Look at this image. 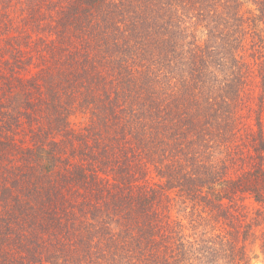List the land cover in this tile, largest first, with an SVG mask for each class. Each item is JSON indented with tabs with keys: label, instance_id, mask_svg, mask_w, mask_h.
<instances>
[{
	"label": "trees",
	"instance_id": "obj_1",
	"mask_svg": "<svg viewBox=\"0 0 264 264\" xmlns=\"http://www.w3.org/2000/svg\"><path fill=\"white\" fill-rule=\"evenodd\" d=\"M1 42L0 264L241 253L237 231L198 228L226 219L237 192L264 203L260 119L249 183L210 150L236 137L248 85L264 111V0H0ZM176 198L198 216L193 237L170 215Z\"/></svg>",
	"mask_w": 264,
	"mask_h": 264
},
{
	"label": "rangeland",
	"instance_id": "obj_2",
	"mask_svg": "<svg viewBox=\"0 0 264 264\" xmlns=\"http://www.w3.org/2000/svg\"><path fill=\"white\" fill-rule=\"evenodd\" d=\"M10 13L16 16L17 14H21V11L15 8L11 9ZM20 24H22V22ZM6 31L7 30H3L2 37L6 35L4 34L7 33ZM3 45L4 42H1L0 48ZM258 91V88L251 89V86L249 87L248 85L244 92L245 94L241 95L240 103H242V105L237 109L238 111L234 120L236 137L233 135L230 138L218 139V143L215 144L216 146L214 145L212 149H210L212 150L211 157H213V159L218 158L221 163H226L227 175L231 178H240L238 179L239 184L243 182L249 183V171L253 162L250 158L253 153L251 133H256V118L260 119L262 122L261 127L264 137V111H261L260 108L258 109L257 106L256 96ZM11 96L12 94L8 96L6 104L12 100V106L18 107L22 101L21 94L17 91L14 97ZM70 120L75 127H81L85 122L82 115L76 113L70 117ZM22 127L27 131L28 127L26 124H23ZM20 136L23 135L20 134ZM224 143H228V146L223 147L222 145ZM206 157H208V155H206ZM175 200L176 201H173V206L170 209V215L174 220H181L185 225L186 229H184V231L186 235H191V232L194 230L189 229L190 223L192 219L198 221V216L196 217L194 212H190L189 203L182 204L181 200L178 198ZM224 204L228 206V211L230 212V215H228L229 213L226 215V219H217L203 215L205 219L199 221L200 226L198 230L200 232L196 231L199 234H204V238L207 239H211L217 234H224L226 232H234L235 234L237 231L238 239L236 240V244L241 253L237 251L232 252L231 249L227 247L224 253L221 250L218 251V257L212 263L236 264L239 262L238 257H240L243 264H264V203L254 202L252 195L249 194V190H246L237 192V196L234 197L232 202L225 201ZM185 205L187 210H184ZM191 237L193 236L191 235Z\"/></svg>",
	"mask_w": 264,
	"mask_h": 264
}]
</instances>
